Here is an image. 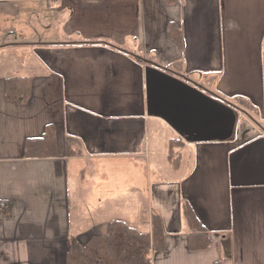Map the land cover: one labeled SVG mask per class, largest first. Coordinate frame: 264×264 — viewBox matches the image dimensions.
<instances>
[{"label":"crops","instance_id":"0c3cea01","mask_svg":"<svg viewBox=\"0 0 264 264\" xmlns=\"http://www.w3.org/2000/svg\"><path fill=\"white\" fill-rule=\"evenodd\" d=\"M16 75L27 101L6 95ZM49 126L56 153L27 156ZM76 161L122 179L97 172L85 193ZM2 202L0 264H66L72 236L150 231L155 214L152 264H264V0H0ZM185 205L207 247H190Z\"/></svg>","mask_w":264,"mask_h":264},{"label":"trees","instance_id":"16d2710c","mask_svg":"<svg viewBox=\"0 0 264 264\" xmlns=\"http://www.w3.org/2000/svg\"><path fill=\"white\" fill-rule=\"evenodd\" d=\"M74 42L69 41L68 44ZM31 78L27 76H10L7 78V97L19 102L27 101L31 89ZM243 106L254 109L250 104L241 102ZM244 103V104H243ZM53 127L49 126L40 138L27 140L26 155H44L48 150ZM78 140L69 137L66 144V154H80ZM54 146V145H53ZM184 217L190 229V247L195 249L207 247L208 235L204 226L196 216L191 205L184 206ZM152 230L141 231L117 219H112L105 234L93 235L85 242L76 236L70 240V249L67 253L66 264H152L153 251L164 247V227L159 215H152Z\"/></svg>","mask_w":264,"mask_h":264},{"label":"rangeland","instance_id":"374dc122","mask_svg":"<svg viewBox=\"0 0 264 264\" xmlns=\"http://www.w3.org/2000/svg\"><path fill=\"white\" fill-rule=\"evenodd\" d=\"M62 21H63L62 17L60 19H58L56 16V23H57L56 28H55L56 32L58 30H61ZM94 166H97V167L99 166V167L97 169H92V167H94ZM82 167H86L85 168L86 174H85L84 179L81 177V175L79 173V168H82ZM110 167L111 166L109 165V163H106L105 161H98V162L97 161H76V166L72 163V167L70 169L72 171V183L75 184L77 182H83L86 184L87 188L89 189L85 193H88V194L93 193L94 190L92 191L90 188L91 187L93 188V186L95 184L94 180H95V176L97 175V172H99L101 174L104 173V175H108V177L116 176V177H119L120 179H122L123 168L113 167L114 169L112 170ZM138 169H140L139 173H138ZM141 169L142 168H135L134 175H137V174L139 176L145 175L146 180H147V178L149 177L148 176L149 173L146 171V169H145V172H144V170L142 171ZM101 170H103V172H100ZM170 174H174V172L173 173L170 172ZM154 178H156L155 173H152V178H151L152 181L150 182L151 184H152V182L154 183L156 181V179H154ZM76 194H77V190L74 191L75 196H73L71 194V196H72V207H71L72 208V217H73V214L78 211V207H77L78 206V203H77L78 198H77Z\"/></svg>","mask_w":264,"mask_h":264},{"label":"built area","instance_id":"2783aa9c","mask_svg":"<svg viewBox=\"0 0 264 264\" xmlns=\"http://www.w3.org/2000/svg\"><path fill=\"white\" fill-rule=\"evenodd\" d=\"M5 205L4 202L0 203V209Z\"/></svg>","mask_w":264,"mask_h":264}]
</instances>
